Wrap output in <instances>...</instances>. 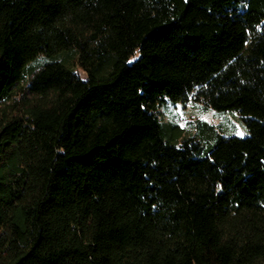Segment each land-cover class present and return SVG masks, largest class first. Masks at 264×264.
I'll list each match as a JSON object with an SVG mask.
<instances>
[{
	"label": "trees",
	"instance_id": "obj_1",
	"mask_svg": "<svg viewBox=\"0 0 264 264\" xmlns=\"http://www.w3.org/2000/svg\"><path fill=\"white\" fill-rule=\"evenodd\" d=\"M0 264H264V0H0Z\"/></svg>",
	"mask_w": 264,
	"mask_h": 264
},
{
	"label": "rangeland",
	"instance_id": "obj_2",
	"mask_svg": "<svg viewBox=\"0 0 264 264\" xmlns=\"http://www.w3.org/2000/svg\"><path fill=\"white\" fill-rule=\"evenodd\" d=\"M158 116L161 123L180 130L178 138L194 135L204 148L214 144L217 134L225 137L248 135L247 127L234 110L215 111L194 101L189 103L167 101L159 108ZM238 131L244 135H237Z\"/></svg>",
	"mask_w": 264,
	"mask_h": 264
},
{
	"label": "snow or ice",
	"instance_id": "obj_3",
	"mask_svg": "<svg viewBox=\"0 0 264 264\" xmlns=\"http://www.w3.org/2000/svg\"><path fill=\"white\" fill-rule=\"evenodd\" d=\"M237 135H241V136H243V135H244V133H243V132H241V131H238V132H237Z\"/></svg>",
	"mask_w": 264,
	"mask_h": 264
}]
</instances>
